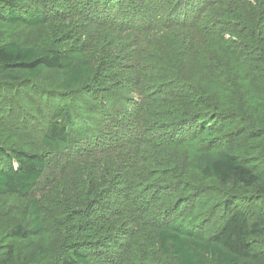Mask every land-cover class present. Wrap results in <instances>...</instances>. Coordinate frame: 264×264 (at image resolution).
Instances as JSON below:
<instances>
[{"label":"trees","instance_id":"obj_1","mask_svg":"<svg viewBox=\"0 0 264 264\" xmlns=\"http://www.w3.org/2000/svg\"><path fill=\"white\" fill-rule=\"evenodd\" d=\"M47 2L0 0V28L44 26ZM181 9L173 21L142 22L133 33L141 42L133 76L140 100L131 103L136 109L128 117L137 125L126 139L109 130L127 97L114 111L103 100L112 96L115 67L94 70L80 45L71 46L76 35L69 29L60 31L71 37L66 50L0 42V104L35 90L43 69L64 73V91H41L50 108L46 153L6 146V138L0 143V196L29 195L50 155L73 154L92 136L105 134L99 149L112 151H97L83 168L86 208L52 217L61 224L59 247L40 240L47 222L33 202L30 227L19 222L0 234V264H264V0H200ZM109 184L127 194L121 215L110 201L100 204ZM220 190L226 194L207 213ZM149 197L162 207L146 250L127 257L123 244L115 258H104L115 233L138 228L127 213L141 221L154 211Z\"/></svg>","mask_w":264,"mask_h":264},{"label":"rangeland","instance_id":"obj_2","mask_svg":"<svg viewBox=\"0 0 264 264\" xmlns=\"http://www.w3.org/2000/svg\"><path fill=\"white\" fill-rule=\"evenodd\" d=\"M198 1L200 0H111L109 2L108 0H48L41 6L47 12V24L38 28L28 25H18L11 30L0 28V42L16 41L23 45L45 46L46 49L54 45L66 50L71 45L67 39L71 37L62 36L60 31L69 29L72 35H76L71 46L80 45L81 58L89 62L94 70L99 69L100 66H109V63L115 67L113 80L107 86V89L112 91V96L103 100L113 109L114 103L127 97L125 105L119 108L122 113L121 120L112 123L109 130L110 132L115 130L113 135L119 131V138L126 139L132 127L137 125L133 117H128L129 112L136 109L131 103L140 100L133 88L135 87L133 76L135 78L134 67L138 65V58L135 55L140 54L138 49L141 42L140 38L133 34L134 31L137 27H142V22L154 21V24L171 22L177 17V7H181V11L186 13ZM133 21L139 22L141 26H135ZM63 78L64 73L61 70L43 69L34 81L35 90L25 88L23 94L15 95L10 102L0 104V143L6 138V146L46 153L42 138L50 108L42 98L41 91L48 90L56 94L64 91ZM2 80L0 76V82ZM2 93L11 95L5 88H2ZM98 117L102 119L101 116ZM105 137L106 135L102 133L81 141L73 154L59 157L50 155L51 159L45 174L29 195L0 196V234H5L10 227L19 222L27 228L30 227L34 219L33 202H36L48 223H45V230L40 240L50 248H58L61 224L52 217L60 219L68 209L86 208V205L82 206L80 203L83 198L79 191L83 185L82 171L87 163L93 162L98 157L94 155L97 151L100 153L97 155L100 156L112 153V151L105 153L99 149ZM111 185L104 186L102 197L104 199L100 204L106 205L110 201L115 209H119L121 215V209L127 202V194H121L117 189L115 191V188L110 187ZM225 194V190H220L218 194L213 195L215 200L205 211L209 213L208 210L214 203L220 204ZM209 198L210 196H206L204 200L208 201ZM148 203L152 204L154 211L144 212L141 221L139 217L135 219L134 214L127 213L132 227L135 228L139 224L138 228L132 230L127 226V231L131 235L115 233L114 243L104 251V258L111 259L112 256L115 258L114 252H117L123 244L127 250V257L140 255L146 250V243L152 239L153 225L159 220V209L162 207V202L156 200L154 202L150 197ZM212 211L218 213L220 211L218 205ZM194 213L198 214L199 210H194ZM219 216L212 218L209 226H214V222L220 220ZM144 233L147 238L142 236ZM137 241L140 245L134 247ZM107 264L114 263L107 262Z\"/></svg>","mask_w":264,"mask_h":264}]
</instances>
